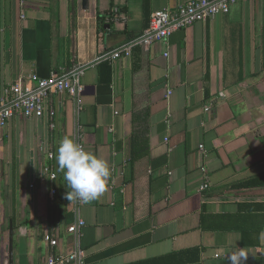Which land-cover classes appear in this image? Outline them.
Returning <instances> with one entry per match:
<instances>
[{
	"label": "crops",
	"instance_id": "0c3cea01",
	"mask_svg": "<svg viewBox=\"0 0 264 264\" xmlns=\"http://www.w3.org/2000/svg\"><path fill=\"white\" fill-rule=\"evenodd\" d=\"M189 1L0 0V96L33 75L77 87L0 128V264L12 226L14 264H231L244 248L264 264V0L142 44L152 14ZM65 135L109 162L99 200L64 198Z\"/></svg>",
	"mask_w": 264,
	"mask_h": 264
},
{
	"label": "built area",
	"instance_id": "2783aa9c",
	"mask_svg": "<svg viewBox=\"0 0 264 264\" xmlns=\"http://www.w3.org/2000/svg\"><path fill=\"white\" fill-rule=\"evenodd\" d=\"M238 1L191 0L174 10L157 11L152 14L149 27L141 37V42L145 47H149L155 42L167 40L174 32L194 23L207 22L218 15H228L232 6ZM120 54L121 52H116L114 57L119 58ZM31 80L36 84L35 89H28L22 82H18L7 92L12 95L10 100L0 96V128L5 127L14 117L43 118L46 113V102L51 94L74 95L77 93V87L70 74L52 75L46 79L33 75ZM57 179L58 175L53 168L45 166L42 180L56 182ZM56 193L57 190L53 188L51 195L54 196ZM84 225L85 222H80L78 226H72L68 231L76 233L79 227ZM44 239L51 246H58V240L51 235L46 234ZM48 264H85V262L82 255L72 253L51 257Z\"/></svg>",
	"mask_w": 264,
	"mask_h": 264
},
{
	"label": "clouds",
	"instance_id": "9594fccd",
	"mask_svg": "<svg viewBox=\"0 0 264 264\" xmlns=\"http://www.w3.org/2000/svg\"><path fill=\"white\" fill-rule=\"evenodd\" d=\"M56 162L58 170L63 173L69 191L65 199L71 204L80 202L84 204L99 200L109 190V181L112 171L109 162L85 150L69 135H65L58 142ZM264 241V232L260 234ZM247 249H237L228 255L231 264H241L248 259Z\"/></svg>",
	"mask_w": 264,
	"mask_h": 264
},
{
	"label": "water",
	"instance_id": "95a60500",
	"mask_svg": "<svg viewBox=\"0 0 264 264\" xmlns=\"http://www.w3.org/2000/svg\"><path fill=\"white\" fill-rule=\"evenodd\" d=\"M89 1L90 0H82V7L84 10H87L89 8ZM13 226L10 230V242H9V264L15 263V253H14V240H13Z\"/></svg>",
	"mask_w": 264,
	"mask_h": 264
},
{
	"label": "trees",
	"instance_id": "16d2710c",
	"mask_svg": "<svg viewBox=\"0 0 264 264\" xmlns=\"http://www.w3.org/2000/svg\"><path fill=\"white\" fill-rule=\"evenodd\" d=\"M173 257L175 258V260H179V263H180L181 255L175 254Z\"/></svg>",
	"mask_w": 264,
	"mask_h": 264
}]
</instances>
